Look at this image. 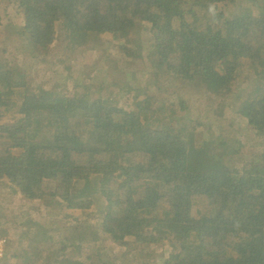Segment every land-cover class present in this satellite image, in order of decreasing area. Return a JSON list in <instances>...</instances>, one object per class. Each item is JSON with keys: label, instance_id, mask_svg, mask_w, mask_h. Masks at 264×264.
Returning a JSON list of instances; mask_svg holds the SVG:
<instances>
[{"label": "trees", "instance_id": "trees-1", "mask_svg": "<svg viewBox=\"0 0 264 264\" xmlns=\"http://www.w3.org/2000/svg\"><path fill=\"white\" fill-rule=\"evenodd\" d=\"M194 9L200 11L197 18ZM4 23L15 27L16 35L29 34L36 47L31 56L40 61L58 43L85 48L88 41L132 35L137 28L156 30L161 43L148 38L135 46L125 37L116 48L160 80L193 86L195 102L203 104L196 117L190 113L198 126L218 128L203 122L206 109L212 117H234L227 129L255 148L239 158L237 147L197 146L184 124L162 127L155 116L160 109L153 107L157 101L146 88L123 106L114 92L105 97L99 87L93 89L100 92L94 100L90 91L84 93L87 88L66 96L65 90L54 92L62 85L32 89L29 80L15 91L14 73L8 70L13 58L6 56L13 40L6 36L10 43L0 51V183H9L24 204L44 210L55 222L62 216L63 236L73 234L68 212L78 211L73 219L84 227L96 201L93 220L104 228L119 225L113 241L130 238L140 250L169 245L159 264H264V147L261 154L253 153L264 145V0H0V27ZM0 32L7 35L6 28ZM173 56L179 66L171 62ZM243 75L257 82L255 97L244 91L227 98L236 93L229 85ZM137 179L167 187L171 207L163 220L140 217L156 203L155 184L137 199ZM197 198L204 200L207 213L189 218ZM122 203L139 216L114 219L113 210ZM22 226L18 243L8 238V245L18 248H8L9 259L0 264L66 261L63 252L53 251L51 260L52 255L28 249L25 244L36 238L27 222ZM58 227L46 224L44 232ZM190 242L195 248L187 252L184 244ZM84 260L92 263L89 256Z\"/></svg>", "mask_w": 264, "mask_h": 264}, {"label": "rangeland", "instance_id": "rangeland-1", "mask_svg": "<svg viewBox=\"0 0 264 264\" xmlns=\"http://www.w3.org/2000/svg\"><path fill=\"white\" fill-rule=\"evenodd\" d=\"M262 11V10H261ZM200 11L194 9L193 17L197 18ZM6 21V19H3ZM7 22V21H6ZM6 23H4L5 25ZM0 27L7 29V35L5 32H0V51H5V45L10 43L11 48L7 52L8 58H13V62L9 64V71H13L15 91H19L27 80H29L30 88L34 89L36 85L44 88L51 89L55 84L62 85V88L54 92L64 91L66 96H72V93L77 96L78 90H84L91 92L90 99L94 100L99 96V90L95 92L93 89L96 87L104 89L101 94L105 97L109 96L111 92L115 93L118 100V105L123 106L127 103H133L138 100V97L143 95L142 88H146L148 93H152L150 96L157 101L153 104L154 109H160L156 111V118L160 119L162 127L184 126L187 128L189 135L193 134L197 146L204 145L206 148H210L213 145L223 143L225 146L240 148L241 153L237 156L240 158L243 154L252 151L255 146L244 141L243 138L227 129V125L230 121L234 120V117L227 118V115L211 116V111L202 117L203 122L206 125L210 123L214 124L218 128L215 130L211 127L198 126L194 120L190 118V113L197 116V112L201 110L203 104L195 102L196 90H193V86L183 83H179L173 79H158L156 72L148 74L142 69L141 63H130V59H127L121 54L120 50L116 48L122 41L125 40L133 43L135 46L142 43L144 39L153 38L156 43L163 42V38L158 31L147 30L143 32L141 28L135 29L132 35H112L111 38L99 39L98 42H86L85 48H80L71 45L56 44L51 46L49 50L52 52L46 61L36 60L31 56L35 45L28 33L16 35V28L6 24ZM55 33H58V24L54 28ZM143 32V34H141ZM9 38L10 40H5ZM64 37L62 36V39ZM6 41L8 43H6ZM72 49H66V47ZM42 49H38L40 51ZM3 60V59H1ZM173 64L179 66L176 56H173ZM181 70V67H179ZM236 84H231L229 87L235 88L236 93L229 94L227 98L233 99L240 95L244 91H250V97H255V93H251L257 82L248 79L245 75L238 78ZM117 86H119L117 88ZM140 99V98H139ZM191 106H184V105ZM199 104L200 106H198ZM238 104V103H237ZM216 110V107H213ZM191 122V123H190ZM190 123V124H189ZM184 124V125H182ZM71 129V128H70ZM246 129V127H245ZM49 129L45 128L42 132H47ZM71 135V131H68ZM54 134L49 131L48 135ZM263 143V142H262ZM264 145L261 149H256L253 153L259 155L263 151ZM127 152H124L126 155ZM131 152H128V155ZM119 156V155H116ZM135 156L132 157V159ZM116 158V157H115ZM239 158H235V165H238ZM245 170H249L247 167ZM158 181L155 182V194L154 198L156 203L151 206L147 214H142L140 217L145 220H152L156 217L159 220H163V213L171 207V202H167V187L159 185ZM135 188L139 184L140 193L133 190V195L138 199H142L145 195L149 194L152 189L153 183H144L142 180H135L133 182ZM153 184V185H152ZM142 186V187H141ZM93 189V187L91 188ZM5 194V195H4ZM125 194L122 192L121 195ZM96 201L94 202V210L92 212V218H89V222L83 226H76L73 218L79 216L78 211H72L69 213L68 222L72 223L71 236H63L60 233L61 227L64 224L60 223L62 216L56 219L48 216L47 213L38 209L26 205L21 200L19 194L11 188L9 183H0V237L11 238L12 241L18 243L19 236L23 233V222L27 224L34 231V242H28L25 246L30 249L34 248L39 250L41 257L45 255L51 256L53 259V251L63 252L64 259L66 261L57 264H83L88 256L90 262L94 264H142L143 262H149L150 264H159L157 259L162 258L164 254L170 252V247L167 244H158L155 246L148 245L144 249H135L130 244V238H126L124 241H113L112 233H115L119 225L108 224L107 228H104L102 223H97L93 220L94 216L98 214ZM122 207H118L113 210V218L118 219L120 217L136 218L139 215L131 208V204L126 206L122 203ZM96 208V209H95ZM207 205L204 200L195 199L189 209V218H195L201 213H207ZM170 215V214H169ZM80 216L79 218H81ZM46 224H58L59 227L55 230L44 232V226ZM96 232L98 235L92 234ZM111 233V234H110ZM18 248L17 244L8 245V248L13 250ZM185 251L189 252L195 248L194 242L184 244ZM35 255L38 253L35 251ZM148 253L153 256L148 255ZM6 260L9 259L7 256ZM83 261V263H81ZM91 263V264H92ZM86 264V263H85Z\"/></svg>", "mask_w": 264, "mask_h": 264}, {"label": "built area", "instance_id": "built-area-1", "mask_svg": "<svg viewBox=\"0 0 264 264\" xmlns=\"http://www.w3.org/2000/svg\"><path fill=\"white\" fill-rule=\"evenodd\" d=\"M8 249V240L0 237V262L4 259Z\"/></svg>", "mask_w": 264, "mask_h": 264}, {"label": "clouds", "instance_id": "clouds-1", "mask_svg": "<svg viewBox=\"0 0 264 264\" xmlns=\"http://www.w3.org/2000/svg\"><path fill=\"white\" fill-rule=\"evenodd\" d=\"M210 11H212V9H210ZM7 239V238H6ZM8 250V249H7ZM4 258H6V255H5V257Z\"/></svg>", "mask_w": 264, "mask_h": 264}]
</instances>
